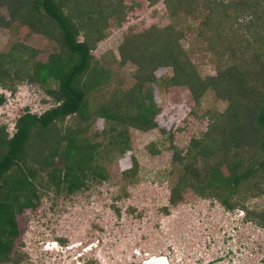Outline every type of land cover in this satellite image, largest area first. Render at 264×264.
<instances>
[{"label": "rangeland", "instance_id": "obj_1", "mask_svg": "<svg viewBox=\"0 0 264 264\" xmlns=\"http://www.w3.org/2000/svg\"><path fill=\"white\" fill-rule=\"evenodd\" d=\"M90 1L101 12L94 15L96 24L80 28L78 39L86 34L93 38L92 64L108 72V79L86 95L91 107L114 92L120 95L134 88V97L140 92L138 73L149 69L131 61L120 63L119 47L125 38L131 43H126L128 51L134 39L150 41L157 31L146 33L150 28L169 26L176 46L202 77L229 65L247 71L264 64V0H253L257 17L236 13L232 2L238 0H168L170 7L165 0H85L81 7ZM72 5L68 0L64 12L70 15ZM84 14L79 16L82 22L88 20ZM0 15L9 19L5 3L0 4ZM97 32L102 34L98 41ZM13 46L27 55L36 51L35 60L40 61L62 52L56 31L34 32L19 20L0 26V51ZM153 73L156 81H145L141 87L143 95L152 93L156 105L153 128L125 129L116 122L94 120L96 116L71 115L56 123V132L75 133L79 143L96 146L95 162L106 179L88 177V185L72 193L52 185L43 189L37 208L25 209L19 217L21 232L13 253L21 258L17 264H263L264 226L251 218V212L264 208V172L258 175L259 189L252 186L250 192L254 180L241 185V194L231 201L236 204L233 209L208 191L200 195L189 187L170 203V187L181 167L174 161L175 153L185 154L190 141L202 136L214 113H221L227 103L210 90L195 102L186 87L167 83L172 74L168 66L157 65ZM86 80V75L81 78ZM250 82L259 88L260 79ZM50 87L57 88V82H17L13 92L0 86V125L11 134L24 111L40 114L53 106L46 91ZM121 130L128 137L125 144L119 141ZM218 159L212 156L206 162L211 165ZM244 159L259 162L264 151L247 150ZM132 163L137 165L122 173ZM196 164L204 168L201 157ZM222 171L226 173L225 165Z\"/></svg>", "mask_w": 264, "mask_h": 264}, {"label": "trees", "instance_id": "obj_2", "mask_svg": "<svg viewBox=\"0 0 264 264\" xmlns=\"http://www.w3.org/2000/svg\"><path fill=\"white\" fill-rule=\"evenodd\" d=\"M71 1L69 15L63 10L68 0H0V4L7 5L9 13L8 20L0 15V26L7 27L12 20H19L34 32L56 31L62 49L60 53L48 55L45 61L35 60L34 50L28 55L15 46L0 51V86L3 89L13 92L14 84L23 81L40 85L48 80L57 82V88H46L55 101L53 106L40 114L24 111L15 120L11 134L4 124L0 125V261L17 264L21 260L19 254L18 257L13 254L21 232L19 217L25 209L37 208L43 189L52 185L57 190L72 193L87 186L88 177L106 179L103 169L95 162L96 146L88 141L86 146L79 143L75 133L56 132V123H62L71 115L82 119L96 116L94 120L102 118L104 123L116 122L125 129L130 126L140 130L153 128L156 105L152 93L143 95L141 87L145 81H156L153 72L157 65L170 67L172 74L167 83L186 87L195 102L210 90L216 99L227 103L221 113H214L202 136L190 141L185 154L175 153L174 161L181 167L179 177L170 187V203L181 199L182 189L189 187L200 195L208 191L227 209H233L236 204L231 201L235 194H241L242 184L254 180L249 186L253 192L262 183L258 175L264 172V159L247 163L244 158L247 150L264 151V64L247 71L238 65H229L218 68L215 75L202 77L185 52L176 46L169 26L150 28L146 33L157 30L150 41L134 39L128 51L125 46L131 43L125 38L119 47L120 63L131 61L144 70L149 69L148 73H138L140 92L136 97L134 88L120 95L114 92L106 102L91 107L86 95L108 79V72L92 64L93 44L90 41L93 38L86 34L85 39L79 40L78 34L81 27L97 23L94 15L100 14L101 9L93 8V1L87 2L88 7H81L85 0ZM165 1L170 7L175 0ZM232 3L236 13L257 17L253 0ZM84 13L88 16L86 22L79 20ZM101 36L98 33L94 38L98 41ZM255 59L259 62L258 54ZM85 75L87 80L82 82ZM251 79H260L259 88L250 82ZM118 136H123L120 142H127L123 130ZM64 140L62 147L60 144ZM212 156L219 159L209 165L206 160H211ZM199 157L204 168L196 164ZM135 164L122 173L131 171ZM223 165L226 173L222 171ZM251 218L264 226V208L251 212Z\"/></svg>", "mask_w": 264, "mask_h": 264}]
</instances>
